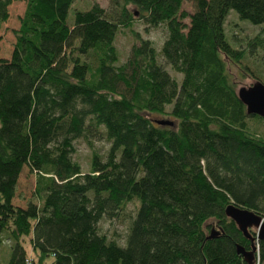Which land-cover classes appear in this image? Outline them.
<instances>
[{"label":"trees","instance_id":"16d2710c","mask_svg":"<svg viewBox=\"0 0 264 264\" xmlns=\"http://www.w3.org/2000/svg\"><path fill=\"white\" fill-rule=\"evenodd\" d=\"M12 1L0 0V22ZM73 2L26 0L12 54L0 58L5 264H248L236 246L250 241L224 210L231 203L264 217V134L248 126L264 116L246 113L228 66L253 84L264 79L249 48L229 41L225 20L258 27L249 47L264 49V0H193L192 13L183 0H110L109 10H74L69 24ZM135 20L164 26L165 39L157 49L134 33L118 64L115 36ZM165 114L174 124L156 122ZM103 135L109 149L82 171L73 142ZM23 167L35 175V199L18 206ZM132 200L119 245L96 226Z\"/></svg>","mask_w":264,"mask_h":264},{"label":"rangeland","instance_id":"374dc122","mask_svg":"<svg viewBox=\"0 0 264 264\" xmlns=\"http://www.w3.org/2000/svg\"><path fill=\"white\" fill-rule=\"evenodd\" d=\"M99 4L105 9H111L110 0H74L73 4L70 6L69 13L67 16L68 23H73L74 10H85L90 8L92 4ZM182 8L188 12L192 13L194 10L193 0H183ZM26 5V0H13L8 6L9 17L5 22H0V58L9 59L11 56V51L15 43V31L18 30L20 26V18L24 13ZM185 23L188 22V18L184 20ZM225 33L231 43L237 48L248 49L249 57L248 64L252 66L255 73L264 79V49L249 47V41L257 34L258 27H254L248 22L240 21L236 15L230 14L225 20ZM165 27L161 26L158 28L147 29L142 21L135 20L132 23V27H119L118 32L115 36L114 45L118 51V64L124 62L128 57L132 44L135 43L134 33H137L139 37L148 39L153 46L160 49L162 41L165 39ZM229 72L231 77L237 86V90L240 87L249 88L253 84V80L246 75H242L239 68L234 65L229 64ZM172 77L180 80V74L172 71L169 66H166ZM169 108V107H167ZM160 120H170L173 118L170 115L158 116ZM174 124V121H173ZM248 126L254 128L261 135L264 134V121L257 120L256 118H251L248 121ZM74 151L71 154L73 158L82 171H89V165L91 160V155L93 152L104 156L109 149L110 145L107 141L105 135L102 138L98 136L95 137H80L73 142ZM22 172L18 177V184L16 186V194L13 199V203L16 205L26 206L30 200L35 199L34 195V185H35V175L31 170L23 167ZM137 202L132 200L128 202L125 206V210L120 211L115 217L106 216L101 218L97 223V231L105 235L109 240L116 241L119 245L125 244V238L128 234V227L131 222V218L134 216L137 210ZM210 222V221H209ZM254 236V235H253ZM256 239L253 245L256 247L254 252V264H264V260L258 256V242ZM9 243L4 241L0 244V264H5L8 258V248ZM22 246L25 248L26 256L31 259L33 258V253L31 252V245L29 244V239L24 238L22 241ZM51 258H47L45 264H50ZM253 264V263H252Z\"/></svg>","mask_w":264,"mask_h":264},{"label":"water","instance_id":"95a60500","mask_svg":"<svg viewBox=\"0 0 264 264\" xmlns=\"http://www.w3.org/2000/svg\"><path fill=\"white\" fill-rule=\"evenodd\" d=\"M237 97L246 107L248 115L264 116V84L256 82L249 88L240 87L237 90ZM160 125H172L173 122L167 119L156 120ZM225 215L230 218L237 226L242 235L249 239L250 249H246L237 245V253L244 257L248 264H252L254 260V252L256 247L253 245L255 239L264 241V217L260 214H254L246 208H240L235 204H229L225 207ZM254 235V236H253ZM212 237V235H210Z\"/></svg>","mask_w":264,"mask_h":264},{"label":"bare ground","instance_id":"6f19581e","mask_svg":"<svg viewBox=\"0 0 264 264\" xmlns=\"http://www.w3.org/2000/svg\"><path fill=\"white\" fill-rule=\"evenodd\" d=\"M256 240V239H255Z\"/></svg>","mask_w":264,"mask_h":264}]
</instances>
